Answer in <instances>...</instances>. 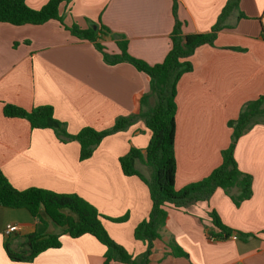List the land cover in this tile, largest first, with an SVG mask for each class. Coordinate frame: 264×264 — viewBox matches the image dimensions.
Here are the masks:
<instances>
[{
	"label": "crops",
	"instance_id": "0c3cea01",
	"mask_svg": "<svg viewBox=\"0 0 264 264\" xmlns=\"http://www.w3.org/2000/svg\"><path fill=\"white\" fill-rule=\"evenodd\" d=\"M49 1L26 3L40 10ZM178 1L183 34L190 35L209 33L229 0ZM240 10L246 18L230 16L226 25L231 28L218 34L214 47L197 49L190 58L193 71L178 83L176 190L203 180L221 165L222 151L231 143L228 123L238 118L246 102L264 94V0H241ZM60 12L68 26L87 29L101 23L128 42L131 56L151 66L161 64L172 47L173 0H73ZM104 45L111 54L120 52L111 38ZM149 92L145 74L126 63L107 65L92 43L72 36L57 21L20 27L0 23V169L18 190L77 194L109 219L129 216L125 223L104 220V226L130 254H143L146 245L135 240L134 231L150 214V192L138 177L124 176L119 159L132 147L145 154L151 139L145 122L106 138L92 158L81 162L78 142L63 144L52 130H32L26 120L5 117L3 108L11 104L30 111L50 105L69 134L76 135L87 127L109 129L118 118L138 113L137 100ZM235 159L253 177L252 198L237 207L219 189L209 202L189 209L170 206L150 264H264V125L240 138ZM137 169L149 174L142 163ZM212 210L240 235L210 240L206 227H212ZM46 221L45 226L27 210L0 207V264H105L107 248L95 237L73 239ZM8 226L17 231L7 235ZM36 233L62 234V247L32 263L11 261L5 244L25 251L27 238ZM170 241L189 257L172 256Z\"/></svg>",
	"mask_w": 264,
	"mask_h": 264
},
{
	"label": "trees",
	"instance_id": "16d2710c",
	"mask_svg": "<svg viewBox=\"0 0 264 264\" xmlns=\"http://www.w3.org/2000/svg\"><path fill=\"white\" fill-rule=\"evenodd\" d=\"M73 0H50L40 10L31 9L26 0H0V23L20 27L25 25L41 26L50 21H57L72 36L80 41L94 45L109 66L130 64L138 72L145 74L150 80V92L142 95L137 103L140 111L126 117H120L115 124L106 130L84 128L78 134L71 135L67 124L58 120L55 110L50 105H43L28 111L16 105L6 104L4 116L11 119H23L30 123L32 130H52L57 139L63 143L78 142L80 144V161L93 157L103 141L115 134L129 130L139 121H144L151 133L145 154L132 147L126 156L119 159L122 173L126 177H138L149 189L152 209L147 219L142 221L134 231V238L146 245V250L139 256H133L126 248L117 244L104 226V220L114 223H125L129 216L109 219L103 216L92 204L77 194H62L52 191L30 188L18 190L10 183L0 169V207L27 210L34 219L43 225L47 221L62 230V234L78 239L85 235L95 237L107 251L105 264H150L155 242L161 240V232L166 227L168 208L186 210L200 203L209 202L217 190H223L239 207L253 196V177L243 173L235 159V149L242 136L256 125H264V94L256 100L247 102L241 108L237 119L228 123L233 130L230 146L222 151V163L208 177L192 183L181 190H176L177 160L175 151L177 91L181 78L193 71L190 58L197 49L203 46H215L218 34L231 28L226 25L227 19L238 14V21L246 18L240 10L241 0H229L219 16L217 23L209 33L183 34V23L178 18L179 1L173 0L174 30L171 34L172 47L161 64L151 66L134 58L128 52V42L102 25L93 23L87 29L74 23L66 25L65 16L61 14V6L71 5ZM111 38L119 49L118 54L108 52L104 41ZM153 102V104H152ZM139 163L150 167L153 171L148 179L137 166ZM212 227H206V234L212 241H226L233 234V229L223 224L216 211L209 212ZM36 233L27 238V250L13 251L8 244L5 250L13 262L32 263L37 257L51 249L62 247L61 236ZM240 235V234H238ZM247 239L249 236L241 234ZM168 247L174 257L188 258V254L180 250L175 241Z\"/></svg>",
	"mask_w": 264,
	"mask_h": 264
},
{
	"label": "built area",
	"instance_id": "2783aa9c",
	"mask_svg": "<svg viewBox=\"0 0 264 264\" xmlns=\"http://www.w3.org/2000/svg\"><path fill=\"white\" fill-rule=\"evenodd\" d=\"M16 231H17V228L15 226H8V228L6 230V234L11 235ZM237 239H238L237 237H234V240H237Z\"/></svg>",
	"mask_w": 264,
	"mask_h": 264
},
{
	"label": "rangeland",
	"instance_id": "374dc122",
	"mask_svg": "<svg viewBox=\"0 0 264 264\" xmlns=\"http://www.w3.org/2000/svg\"><path fill=\"white\" fill-rule=\"evenodd\" d=\"M105 46H106V45H105ZM108 52H109V51H108ZM109 53H110V52H109ZM246 103H247V102H246ZM246 103H245V104H246ZM242 107H243V106H242ZM110 128H111V127H110ZM230 129H231V128H230ZM231 130H232V129H231ZM121 133H122V132H121ZM232 133H233V130H232ZM112 136H113V135H112ZM231 142H232V141H231ZM230 144H231V143H230ZM146 167H147V166H146ZM147 168H148V170H149V171H148L149 174L146 172L147 174L145 173V176H146L148 179H150L149 175H150V173H153V171H152V169H151L150 167H147Z\"/></svg>",
	"mask_w": 264,
	"mask_h": 264
}]
</instances>
